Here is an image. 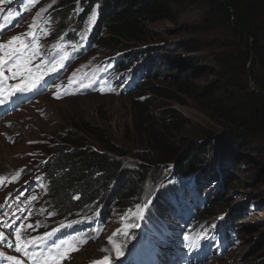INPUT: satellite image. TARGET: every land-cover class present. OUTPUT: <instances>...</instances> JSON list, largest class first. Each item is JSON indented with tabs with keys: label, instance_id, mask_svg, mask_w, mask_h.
<instances>
[{
	"label": "rangeland",
	"instance_id": "rangeland-1",
	"mask_svg": "<svg viewBox=\"0 0 264 264\" xmlns=\"http://www.w3.org/2000/svg\"><path fill=\"white\" fill-rule=\"evenodd\" d=\"M61 3L62 0H0V7L9 4L22 12V20L13 30L8 31V26H3L0 19V45L16 47L13 41L19 37L27 46L21 58L35 53L28 63L35 84L42 86L54 71L60 73L58 81L37 96L32 107L11 119V128L8 124L0 126V174L11 172L10 175H14L6 187H0V264H99L105 260L107 264H113L131 255L132 247L136 248L142 264L146 258H152L158 264H187L184 253L189 247L183 242V229L188 228L191 219L183 220L189 210L193 215H201L207 208L205 202L209 194L214 215L205 217L217 225L216 234L220 233V221L225 216L235 215L240 218V223L236 228L238 237H223L221 241L218 238L208 241L207 246L206 243L202 245L207 252L203 263L264 264V135L248 140V145L241 143L231 149L228 136L217 139L225 128L221 124V113L209 105L211 99L224 93H234L240 98L245 84L252 87L248 74L250 64L247 62L244 67L245 49L238 38L211 22L207 23L205 5L176 0L170 4L175 19L150 25L141 42L115 49L103 48L100 41L89 43L88 37L97 16L95 9L84 19L79 30L80 42L71 46L61 43L57 24L48 21L50 16L55 19L53 11L61 8ZM75 11L82 13L80 2ZM55 46L62 53V58L56 62L52 55ZM144 49L157 52L155 55L160 64L166 66L153 82L171 97L162 99L147 94L140 100L143 104L149 103L143 120L146 117L159 120L172 111L179 123V131L172 136L175 143L180 140L186 143L184 152L189 150L190 143L203 147L212 144L207 152L205 148L194 152L196 160H191L194 169L211 173L212 180L198 182L192 195H188L191 191L183 193L180 189L184 183L182 179L194 177L176 178L174 165L143 166L150 172L139 205L135 203L123 210V206L114 208L109 220L98 222L103 229L96 240L84 243L76 239L62 254H56L51 244L43 250L38 241L49 238L54 227L70 217L56 216L48 220L51 205L46 199L47 188L39 176L40 171L45 172L46 161L42 158L47 156L43 154L45 149L41 151L33 145L40 143L41 139L66 134L72 130L73 124L82 126L84 121L108 135L127 153L123 159L127 169L139 170L142 161L136 155L148 150L135 123L138 112L133 101L137 92L124 96L117 88L113 91L101 88L98 81L104 64L116 54L126 50L139 53ZM6 51L7 47H0V60ZM134 62H140V59ZM150 64L152 61L145 63V67ZM13 67L11 62L4 61L0 64V74L5 72L11 76ZM145 67L139 68L135 75L143 74ZM185 82L191 91L183 92L179 88ZM189 157L193 158V154ZM222 173L228 178L223 183L215 178ZM165 194L171 202L166 206L175 210H164L163 218L178 212L176 219L164 227L166 243H136L133 239L135 233L143 237L147 227L158 231L163 226L162 220L149 206ZM176 194L179 196L177 200ZM185 202L189 207L185 208ZM130 245V251L123 256Z\"/></svg>",
	"mask_w": 264,
	"mask_h": 264
},
{
	"label": "trees",
	"instance_id": "trees-1",
	"mask_svg": "<svg viewBox=\"0 0 264 264\" xmlns=\"http://www.w3.org/2000/svg\"><path fill=\"white\" fill-rule=\"evenodd\" d=\"M187 1L205 5L207 23L211 22L230 32L245 49L243 64L244 67L247 62L250 64L248 74L252 87L245 84L240 98L234 93L222 95L217 92L222 96L211 99L209 105L221 113V124L225 128L218 139L228 136L231 149L239 147L241 143L248 145V140L264 135V0ZM78 2L83 9L81 14L75 11ZM174 3L176 0H62L59 6L61 8L53 11L55 19L50 16V22L57 24L62 41L77 43L78 28L82 19L97 7L98 15L90 39L100 41L105 49H115L125 44L141 42L149 26L160 20H174L176 14L171 12L170 6ZM183 44L194 47L190 43ZM152 51L144 49L139 53H132L133 51L126 50L123 52L121 64V67L126 69L142 55L148 60L146 63L152 61V64L146 67L144 75L140 78L128 77L123 84L129 93L137 92L133 101V107L138 112L135 123L139 136L145 139L143 145L148 150L136 155L142 161L139 170L127 169L123 162L128 156L127 153L108 135L84 121L81 122L82 126L73 124L72 130L66 134L49 140L44 138L40 143L37 141L38 143L33 145L41 151L45 149L43 154L47 157L42 158L46 161L43 166L45 172L40 171L39 176L40 173H45L51 183L48 202L55 209L57 216L64 218L85 214L102 206L106 212L112 208L117 209L118 206H123V210L131 208L135 203L139 205L150 172L149 168L144 170L143 166L150 164L174 165L175 177H194L189 182L197 180L202 183L212 180L211 173L194 169V163L191 162L192 159L196 160L194 152L204 148L206 151L212 144L203 147L198 143H190L189 150L184 152L186 143L182 140L175 143L172 136L179 131L178 119L172 111L167 113V117L159 120L151 117L143 120L144 115L148 113L149 103L143 104L140 100L147 94H150L149 97L162 99L171 97L163 87L153 82L155 76L161 75L166 66L160 64L159 57L155 55L157 52ZM179 88L183 92L191 91L186 82ZM192 93L197 96L196 92ZM191 154L193 158L189 157ZM215 178L223 183L227 177L222 173L221 176L217 174ZM191 184L184 181V189ZM167 201V198H164L162 205L155 207L159 216L163 215V206ZM213 211L210 203L204 210L203 219L208 220L204 216L214 215ZM239 221L240 218L235 215L227 216L223 223L224 237H238L235 233ZM133 263H138L136 256L133 257Z\"/></svg>",
	"mask_w": 264,
	"mask_h": 264
},
{
	"label": "clouds",
	"instance_id": "clouds-1",
	"mask_svg": "<svg viewBox=\"0 0 264 264\" xmlns=\"http://www.w3.org/2000/svg\"><path fill=\"white\" fill-rule=\"evenodd\" d=\"M96 9H98L97 7H95ZM94 9V8H93ZM92 12V11H91ZM81 14V13H80ZM83 21H84V18L82 19V24H83ZM82 24H81V26H82ZM72 26H73V24H72ZM81 26H79V27H81ZM90 42H96V39H93V40H91L90 39ZM97 43V42H96ZM143 56V55H142ZM116 58H118V60H120L119 62H118V64H117V66H116V71H114V75H118V76H124V75H127V76H131V77H134V76H137L138 78H140L142 75H144L145 74V72H146V67H145V63L148 61V60H146L145 59V57L143 56V57H140L139 59H140V62L142 61V60H144V63H140V62H134V63H131L132 65H129V67L128 68H126V69H123V67H121V64H122V58H123V52H120V53H118V54H116V56H114V58L111 60V61H113L114 59H116ZM138 63H140V64H138ZM130 66H132V67H130ZM143 67H145L144 68V72H143V74L141 73V74H137V75H135L136 73H137V71L139 70V68H143ZM134 74V75H133ZM124 96H131V95H134L135 93H129V91L127 90V89H125V91L124 92H121ZM27 110V109H26ZM23 113V112H22ZM21 114V113H20ZM18 115V114H17ZM182 181H185V182H187V183H192L191 185H193L194 187L198 184V182L199 181H197L196 180V182L195 181H191V182H189L190 180L189 179H182ZM205 182V181H204ZM204 182H202V183H204ZM200 183V182H199ZM51 184V183H50ZM194 190H195V188L193 189V191H192V193L194 192ZM209 196V198L206 200V205H207V207L209 206V204H210V202L212 201V200H210L211 199V195L209 194L208 195ZM168 202H170V201H167L166 203H168ZM165 203V204H166ZM100 208H103V210H105L104 209V207L102 206V207H98V208H96V209H100ZM129 209V208H128ZM95 210V209H94ZM94 210H92V211H94ZM203 213H204V211H202V214L201 215H198V218H197V220L199 221V223L200 222H204L205 220L203 219ZM205 217V216H204ZM212 219H209L208 218V220H206L205 222L207 223V222H209L210 224H207L208 226H206V227H211V228H213V230L214 231H216V228H215V226H217V225H215V222H214V224H212ZM224 221H226V217L224 218V219H221V221H220V223H221V232H223V233H225V231H224V225H223V223H224ZM198 228V224H197V226L195 227V229H197ZM136 231V229H134V232ZM236 234V233H235ZM237 235V234H236ZM134 239V241H136L137 240V237H134L133 238Z\"/></svg>",
	"mask_w": 264,
	"mask_h": 264
},
{
	"label": "snow or ice",
	"instance_id": "snow-or-ice-1",
	"mask_svg": "<svg viewBox=\"0 0 264 264\" xmlns=\"http://www.w3.org/2000/svg\"><path fill=\"white\" fill-rule=\"evenodd\" d=\"M14 44H17L16 47H10L5 45H0V47H7L8 51L5 52L4 58L0 60V64H3L4 61L11 62L14 67L12 69V76L16 77L18 74V71L20 72H27L28 76L27 79H31L33 77L32 71L28 68V63L31 60L32 54H35L34 52L28 56L22 57V54L27 50V46L24 45V43L20 40L19 37H16L13 41ZM14 90L16 91H24L26 90L23 85L16 84L13 86ZM29 87H31V84H29ZM19 250V249H18ZM117 254H119V250H117ZM99 264H107V260L99 262Z\"/></svg>",
	"mask_w": 264,
	"mask_h": 264
},
{
	"label": "bare ground",
	"instance_id": "bare-ground-1",
	"mask_svg": "<svg viewBox=\"0 0 264 264\" xmlns=\"http://www.w3.org/2000/svg\"><path fill=\"white\" fill-rule=\"evenodd\" d=\"M11 172H7V173H1L0 174V186H5L8 185L9 183V178L12 177ZM14 176V175H13ZM6 187V186H5ZM202 214V213H201ZM204 215V214H203Z\"/></svg>",
	"mask_w": 264,
	"mask_h": 264
},
{
	"label": "water",
	"instance_id": "water-1",
	"mask_svg": "<svg viewBox=\"0 0 264 264\" xmlns=\"http://www.w3.org/2000/svg\"><path fill=\"white\" fill-rule=\"evenodd\" d=\"M222 135V134H221ZM219 138V135H217V139Z\"/></svg>",
	"mask_w": 264,
	"mask_h": 264
}]
</instances>
